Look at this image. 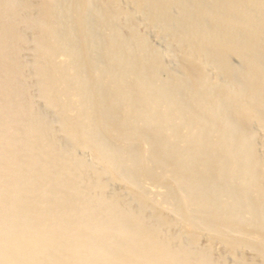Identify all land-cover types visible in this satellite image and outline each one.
<instances>
[{
	"label": "bare ground",
	"instance_id": "1",
	"mask_svg": "<svg viewBox=\"0 0 264 264\" xmlns=\"http://www.w3.org/2000/svg\"><path fill=\"white\" fill-rule=\"evenodd\" d=\"M0 264H264V0H0Z\"/></svg>",
	"mask_w": 264,
	"mask_h": 264
}]
</instances>
